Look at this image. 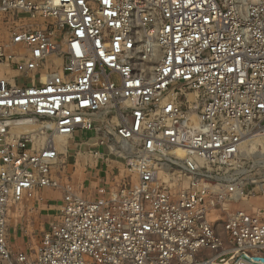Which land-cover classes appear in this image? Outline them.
Segmentation results:
<instances>
[{
    "label": "built area",
    "instance_id": "obj_1",
    "mask_svg": "<svg viewBox=\"0 0 264 264\" xmlns=\"http://www.w3.org/2000/svg\"><path fill=\"white\" fill-rule=\"evenodd\" d=\"M2 66L0 264H264V0H0ZM61 136L114 159L94 190Z\"/></svg>",
    "mask_w": 264,
    "mask_h": 264
},
{
    "label": "rangeland",
    "instance_id": "obj_2",
    "mask_svg": "<svg viewBox=\"0 0 264 264\" xmlns=\"http://www.w3.org/2000/svg\"><path fill=\"white\" fill-rule=\"evenodd\" d=\"M228 4H233V5H241L244 6L245 4L249 3L250 1L253 0H227ZM56 60V59H55ZM91 135V132H80L78 134V139H86ZM73 148H70L67 154L63 155V158H66V161L68 162V166L71 170V175L74 181L77 183L83 185L86 187L87 190H94L95 185H96V172L97 168H95L96 161L93 159L90 155L87 153H84L85 150L83 148L82 152L80 150H77L76 152L75 147H76V142H73L71 144ZM70 146V147H71ZM84 147V146H83ZM111 163H114V159H110ZM122 167V165H119ZM94 172V173H93ZM45 191L46 197H49L48 194L55 192L56 195L52 197L51 203L50 204H58V200L62 197V193L58 190H50L46 189ZM34 200V199H33ZM29 200V201H33ZM256 201H259L258 199H255ZM27 202V201H26ZM25 202V203H26ZM24 204L20 205L18 210H14L11 213L12 218L10 219V227L12 226H18V228L23 227L24 232L28 233L29 236H27L30 241H33V246H35L39 240L36 238V233H35V228L37 227L36 225L39 224V221L36 219V214L35 212H31L32 210L30 209H24ZM23 207V208H22ZM54 211L53 214L55 215L57 205L56 207L52 206ZM54 216L50 217V222L53 221ZM36 222V223H35ZM39 238V237H38Z\"/></svg>",
    "mask_w": 264,
    "mask_h": 264
},
{
    "label": "crops",
    "instance_id": "obj_3",
    "mask_svg": "<svg viewBox=\"0 0 264 264\" xmlns=\"http://www.w3.org/2000/svg\"><path fill=\"white\" fill-rule=\"evenodd\" d=\"M84 150H87L86 147H82ZM109 158H101L97 160V174L103 176L106 173H110L111 168L114 166L115 163H111ZM94 173V172H93ZM47 191H43L42 194L45 197L43 200H33V201H27L24 205V209H30L32 210L31 212H35L36 214V219L39 221V224L36 225L37 227L35 228V233H36V238L39 240L38 237H40L41 232L43 229L47 227V225L50 222V217L54 216L53 212L54 210L52 206L56 207L58 204H50L52 197L56 195L55 192L48 194L49 197H46ZM23 208V207H22ZM36 223V222H35ZM11 226V225H10ZM9 226V227H10ZM29 236L28 233L24 232V228L18 226H12L9 228V243L13 249H23V250H28L30 247L33 246V241L27 238Z\"/></svg>",
    "mask_w": 264,
    "mask_h": 264
},
{
    "label": "bare ground",
    "instance_id": "obj_4",
    "mask_svg": "<svg viewBox=\"0 0 264 264\" xmlns=\"http://www.w3.org/2000/svg\"><path fill=\"white\" fill-rule=\"evenodd\" d=\"M56 63H59V59L56 58L55 60ZM13 73L5 66H2L0 67V76H3V77H8V76H11ZM74 138H69V137H60L57 139V143H58V147L61 151H66L67 148L69 146H71V144H73L74 142ZM181 158L183 157V152L182 151H179L177 153ZM245 204L248 206V207H252L254 203H251V202H245Z\"/></svg>",
    "mask_w": 264,
    "mask_h": 264
}]
</instances>
